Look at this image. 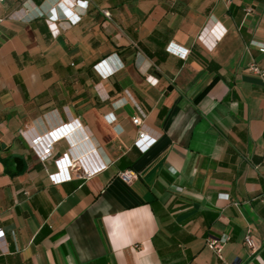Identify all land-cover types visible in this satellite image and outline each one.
<instances>
[{"label":"crops","instance_id":"obj_1","mask_svg":"<svg viewBox=\"0 0 264 264\" xmlns=\"http://www.w3.org/2000/svg\"><path fill=\"white\" fill-rule=\"evenodd\" d=\"M75 1L0 0V264H264V0ZM70 148L107 167L53 182Z\"/></svg>","mask_w":264,"mask_h":264},{"label":"built area","instance_id":"obj_2","mask_svg":"<svg viewBox=\"0 0 264 264\" xmlns=\"http://www.w3.org/2000/svg\"><path fill=\"white\" fill-rule=\"evenodd\" d=\"M86 1L76 0L74 5H82L84 6ZM252 8L248 7L246 9L247 13L252 12ZM103 13L110 18L111 13L109 10L104 9ZM70 14V13H69ZM72 20L78 21L81 18L80 14L70 15ZM260 49L264 51V45L260 46ZM188 50L180 53L182 57H186L188 55ZM140 53V51H139ZM102 62L98 63L96 66L102 64ZM115 68L111 67V70ZM249 71L264 80V68L261 67L257 62L252 61L249 64ZM137 113L133 115L132 122L134 125L138 127V137L135 141V144L139 147V149L143 152L150 149L159 139L160 133L152 135L150 133V129L145 122L146 113L138 104ZM116 117L110 119V123H114ZM81 124L78 120L71 121L69 123H64L57 128L49 131L45 135H38L34 130L29 129L23 132L25 137L29 140L32 148L37 152L41 159L46 160L54 156V146L55 143L60 140L62 137L67 136L69 133L73 132L76 129H80ZM91 153H78L74 152L72 148L69 151L65 152L61 156L55 159L56 166L58 171L50 174V178L55 183H61L65 181L72 180L74 177H82V178H91L95 174L99 173L103 169L107 167V163L102 160L96 149H92ZM119 177L130 183L138 177V173L133 169H127L119 172ZM4 233L0 230V239H3ZM230 240L228 235H222L219 238L209 239L208 245L211 249H213L220 258H223L222 252L224 245ZM245 243L252 249L257 250V245L254 240V236L252 234V230L249 229L245 234ZM228 264H236V263H228Z\"/></svg>","mask_w":264,"mask_h":264}]
</instances>
